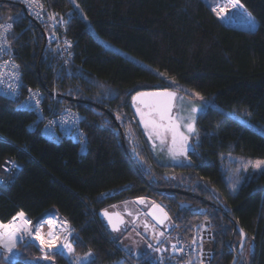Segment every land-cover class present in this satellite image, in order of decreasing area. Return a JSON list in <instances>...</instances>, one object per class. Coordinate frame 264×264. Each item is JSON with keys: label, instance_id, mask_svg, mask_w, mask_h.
<instances>
[{"label": "trees", "instance_id": "1", "mask_svg": "<svg viewBox=\"0 0 264 264\" xmlns=\"http://www.w3.org/2000/svg\"><path fill=\"white\" fill-rule=\"evenodd\" d=\"M48 1L58 12L74 11L68 25L74 56L58 71L57 86L63 103L80 113L88 143L81 152L72 140L45 138L32 126V112L0 96V222L11 223L23 212L32 226L56 211L78 233L68 242L72 253L63 249L46 254L53 264H71V258L88 251L92 258L86 264H111L128 253L118 247L98 213L137 200L140 217L144 203L155 202L166 209L176 236L188 239L195 226L208 223L214 240L211 264H231L239 248L242 236L230 218L246 236L236 264H243L246 250L249 264H264V170L253 172L230 190L222 169V156L230 152L264 158V134L221 110L246 112L250 122L264 124V0H240L259 21L254 29L227 26L204 0ZM10 20L11 53L25 83L42 90L46 105L56 77V55L47 45L41 52L43 32L21 4L0 1V22ZM98 38L163 76L105 47ZM173 81L217 104L197 118L191 147L195 151L187 155L185 165L155 161L137 121L129 122L136 119L130 105L133 93L171 89ZM103 85L114 96L96 95ZM69 96L79 101H68ZM109 112L124 135L128 124H134L141 156L130 153L132 160L127 156ZM5 158L15 164L10 171L2 170ZM144 162L150 167L145 168ZM177 177L181 184L175 182ZM175 188L189 193L173 192ZM16 249L18 259L11 264H30L44 255L27 239L19 241ZM148 253L128 256L152 264L154 253ZM0 261L8 264L3 258Z\"/></svg>", "mask_w": 264, "mask_h": 264}, {"label": "built area", "instance_id": "2", "mask_svg": "<svg viewBox=\"0 0 264 264\" xmlns=\"http://www.w3.org/2000/svg\"><path fill=\"white\" fill-rule=\"evenodd\" d=\"M0 1H12L26 8L31 19H35L45 30L46 45L54 52L58 63L53 88L49 94L50 100L45 105L46 98H44L42 90L37 87H30L21 76L19 65H17L14 55L11 53V43L9 41L11 28L7 30L0 28V96L14 102L16 108L32 112L35 115V122L32 126L34 128L38 127L39 132L45 138L55 141H59L61 138L72 140L79 144V149L83 152L88 141L87 132L81 126V115L77 110L63 103V95L59 92V86H57L58 71L67 66L68 61L74 56L72 50L74 40L68 35V25L72 20L71 17L74 11L69 9L63 13L58 12L51 7L48 0H34L31 4L26 3L25 0ZM9 24L12 27L11 20L0 22V25L3 26ZM132 122L135 123L136 119H132ZM1 167L4 171H10L15 167V164L10 158H5ZM37 226L40 227V234L45 239L48 238L50 229L54 231L61 245L65 243V238L69 242L78 233L56 211L48 212L32 224L33 238H27L38 247H40V242L34 240ZM156 240L152 264H211L214 240L212 231L205 221L195 226L193 235L188 239L182 238L180 235L176 236L174 229L170 228L162 237H158ZM173 245H176V249H173ZM156 249H160V251ZM55 250L57 249L48 251ZM91 258L92 256L89 260ZM88 261L81 263L86 264ZM111 264L140 263L131 260L128 254L122 253L119 260Z\"/></svg>", "mask_w": 264, "mask_h": 264}, {"label": "rangeland", "instance_id": "3", "mask_svg": "<svg viewBox=\"0 0 264 264\" xmlns=\"http://www.w3.org/2000/svg\"><path fill=\"white\" fill-rule=\"evenodd\" d=\"M73 1V0H72ZM206 1L209 6L213 9L214 7L224 6L227 4V0H204ZM241 2V1H240ZM243 5V4H242ZM228 11L223 14V16H220L219 19L222 21V23H225L227 26L231 27H241V28H252V24L250 23L248 17L250 15H247V11L239 4L238 7L232 8L231 5H227ZM228 16L229 20L225 17ZM82 17H84L88 28L96 35L94 28L90 25L87 17L82 14ZM252 18V17H251ZM233 19V20H232ZM253 20V19H252ZM100 39V42L103 43V45L109 49H114L119 51L122 55H125L131 60H134L135 62H138L140 65L145 67L146 69H150L151 71L160 74L163 76V74L154 68H152L148 63H145L143 60H140L136 56L134 57L130 53L123 51L119 48H117L113 43L107 41L103 38ZM172 88L178 92V96L175 101V114L177 115V123L181 125L180 131L183 132L185 135L189 137L188 144L192 146V142L194 141L196 134H197V125L196 120L199 117V115L205 110V108L209 106L216 107L217 104L213 102L212 100H209L207 98H203L202 100L195 96V91H192L188 87L184 85H180L173 81ZM114 92L113 90L109 89L107 86H102L100 91L97 92L96 95L98 96H108L112 97ZM193 107H196L198 109L197 112L193 113L191 109ZM222 112L226 116H230L239 122H242L249 127H253L255 130H257L259 133L264 134V124L257 125L255 123H252L247 118L246 112H233L230 110L221 109ZM182 118V119H181ZM192 118H194V126L196 128V134H189L187 132V129L184 127L185 124L191 123ZM137 121V118H136ZM130 123H132V120H129ZM134 124H128L127 133L124 135V138L127 139V143L125 140V146H129L128 150L130 153L135 154L136 156H141L139 150L140 146V139L134 134L133 129L131 128ZM152 141L156 140L152 138V140L147 142V147L149 150H151L153 158L155 161H158L160 164H183L189 163V159L187 155L192 151V148L189 149L187 155H177L173 157L172 153L169 151V149L172 147L168 146L167 144H153ZM134 156V155H133ZM223 163H222V169L224 173V178L228 184L229 189H236L240 184H242L243 181H245L247 178H249L253 172H261L264 170V165H262L260 168L254 167L255 162L257 160L264 161V158L261 157H248L244 155H237L233 153L224 154L223 156ZM145 163V162H144ZM150 167V165H147L145 163V168ZM181 178L177 177L175 182L177 184H181ZM152 203V202H151ZM141 208L140 203L137 202V200L130 201V202H123L119 205H111L109 208L117 209L121 211L124 215L125 223L123 226H121L120 231L113 232L112 237L116 241L118 247L122 249L124 252H127L130 255L140 256L145 251L149 252L148 254L153 255L154 248L152 244V239L155 238V240L158 237H162L160 233L165 232L162 228L158 227L157 224L153 223V221L145 216L141 215L139 217L138 215V208ZM0 224H3L0 222ZM10 224V223H9ZM3 225H8L3 224ZM152 231V232H151ZM151 233L153 238L151 237ZM150 236V240H149ZM24 239H29L28 236H25ZM27 239V240H28ZM151 246V247H149ZM41 248V247H39ZM43 257L42 259H32L30 261V264H53L50 260V257L45 259V255L49 253L50 251H47L45 253L40 249ZM18 250L15 248L14 252L12 254L7 253L2 247H0V259L3 258L5 262L10 263L9 257H11V262L18 259ZM81 256L77 254L73 259L71 258V264H82L81 261H79V258ZM83 257V256H82ZM243 264H249V253L248 250H246L245 255H243ZM0 264L1 263L0 261Z\"/></svg>", "mask_w": 264, "mask_h": 264}, {"label": "snow or ice", "instance_id": "4", "mask_svg": "<svg viewBox=\"0 0 264 264\" xmlns=\"http://www.w3.org/2000/svg\"><path fill=\"white\" fill-rule=\"evenodd\" d=\"M26 3H32L34 0H25ZM227 5H231L232 8H236L239 6V0H227V4L224 6L214 7L212 10L216 13L218 17L223 16L224 13L228 11ZM42 7V5H41ZM250 23L254 26L255 21L252 20V18L248 17ZM0 28H5V30L10 29L11 25L3 26L0 25ZM18 67V66H16ZM195 96L199 97L201 100L203 99L200 94L194 93ZM176 94L167 90L164 91H158V92H140L137 93L136 96L133 97V101L141 103L144 105L145 108L148 109V111H142L141 108H137V113L141 117V121L144 123L145 129H151L149 132V138L152 139L153 135L156 138H159L161 141V144H164V135L161 130L164 132H171L172 135V147L169 149V151L172 153L173 157L177 155H187L189 149L192 147L188 144L189 137L185 135L183 132L180 131L181 125L177 123L176 120H174L169 113L172 110L173 104L172 101L175 98ZM147 98V99H146ZM38 103V102H37ZM193 113L197 112L198 109L196 107H193L191 109ZM154 115L159 116V120L163 121L165 119L168 120V124H162L159 123L155 118ZM119 118V117H118ZM182 119V118H181ZM184 127L187 129V132L189 134H196V128L194 126V118H192V122L185 124ZM193 151H195L194 148H192ZM262 165H264V161L257 160L255 162L254 167L260 168ZM159 207V206H156ZM161 212L163 210L161 209ZM105 216H108V213L104 212ZM164 217L167 218V214L164 213ZM17 219L21 221L19 225L16 224ZM122 223L123 221H119ZM163 223V220L160 221ZM31 221L27 220L25 218V215L23 212H20L17 214L16 217H13L12 222L9 225H3L0 224V247H2L7 253L12 254L14 252V249L17 246V243L19 241H23L25 236H28L29 238H33V229L31 227ZM109 223L112 224V230L118 231V224L113 223L111 219H109ZM243 230H241L242 232ZM162 236L163 233H160ZM34 240H38L40 242L41 250L47 253L48 250L52 249H67L68 253H72L74 249L72 248V245L67 242V238H65V243L62 245L59 244V238L56 237L54 231L51 229L48 232V238L45 239L40 234V227L37 226L35 228V235ZM151 247V246H149ZM173 249H176V245L172 246ZM157 251H160V249H156ZM92 256L91 251L87 254H85L83 257L79 258V261H88L89 258ZM47 255H45V259H47ZM9 261L11 264V257H9Z\"/></svg>", "mask_w": 264, "mask_h": 264}, {"label": "water", "instance_id": "5", "mask_svg": "<svg viewBox=\"0 0 264 264\" xmlns=\"http://www.w3.org/2000/svg\"><path fill=\"white\" fill-rule=\"evenodd\" d=\"M21 7H22V9H24L25 14L28 15V13L26 11V8H24L23 5H21ZM34 21L40 26V24L35 19H34ZM40 28H41V30L43 32V41H44V44H43L42 51H41V52H43V50L45 49V46H46V41H45V39H46V32H45V30L41 26H40ZM164 90H167V91H170V92H173V93L176 94L175 98L172 101L173 107H172V110L169 113V115L174 120L177 121V115L175 114V110H174L175 109V104H176L175 101H176V98L178 96V92L176 90H174V89H166V88L139 90L136 93H133V95L131 96V98H130V105H131L132 113H133L134 117L137 118V124L142 129V131L145 130V126H144V123L141 121L140 115L137 113V108L139 107V108H141L142 111H145V112L148 111V109L145 108L144 105H142L141 103H139V101L134 102L133 101V97L136 96L137 93H140V92H158V91H164ZM66 99L68 101H70V100L71 101H79L78 99L73 98V97H70V96L69 97H66ZM109 115L113 118V121L115 122V124H117V126H118V128L120 130V133H121V140H122V143H123V146H124V150L126 151L127 156H129L131 158V154H130L129 151H127V148L125 146V139H124V131H123V128L121 127L118 119L116 117H114L112 115V113L109 112ZM154 118L159 123H162V124H165V125H167L169 123L167 119H165L163 121H160L158 115H154ZM145 135H147L146 132H145ZM147 138H148V136H147ZM149 140L151 141L152 139L149 138ZM152 143H153V141H152ZM131 160H132V158H131ZM134 165H135V163H134ZM135 167H136V170L138 171V173H140V175H142L144 177L143 173H141V171H139V169H138V167L136 165H135ZM172 191L173 192H175V191L182 192V193H185V194L186 193H189L187 191L184 192L183 190H180L178 188H175ZM190 194H192L194 197L197 196V195H195L193 193H190ZM142 199H138V201L139 202H142ZM204 201L207 202V203H211L215 207H217V205L215 203H213L212 201H207V200H204ZM156 206H159V207H156ZM144 207H145V209L142 210L143 215L149 217L153 221V223H156L157 225L161 226L165 230H169L170 229L169 227H170V224H171V219H170V216L168 215L166 209L163 206H161L158 203L153 202V203H144ZM161 209L163 210V212H161ZM105 211L108 213V216H105L104 215V212ZM164 213L167 214V218L164 217ZM224 214H226V212H224ZM99 217H100V219H102L104 221V223L107 226L108 230H111V231H113V230H112V224L109 223V219H111L113 223H117L118 224V228H119L118 231H120L121 226H123V224L125 223V220H126L124 218L123 213L121 211H119V210H112V209H109V208H106V209L101 210L99 212ZM121 220L123 221L122 223L119 222ZM161 220H163V223L160 222ZM230 220L232 222H234L235 228H237L238 232L240 233V236H242L241 242H240V244L238 246L239 248L237 249V251H235L234 258H233L234 260L231 263V264H236L237 261H238L239 255L243 252V250L245 248L244 246H245L246 236H245V233L243 231L241 232L242 229L235 223V221H233L231 218H230ZM118 231H113V232H118ZM233 234H234V232H233ZM151 237L153 238L152 233H151ZM152 240H153L152 241V244H155L157 242V240H155V238H153ZM232 243H233V239L229 243V247L230 248H232Z\"/></svg>", "mask_w": 264, "mask_h": 264}, {"label": "flooded vegetation", "instance_id": "6", "mask_svg": "<svg viewBox=\"0 0 264 264\" xmlns=\"http://www.w3.org/2000/svg\"><path fill=\"white\" fill-rule=\"evenodd\" d=\"M151 131V129H148V130H143V134H144V137L148 140H149V132ZM163 132V135H164V144H167L168 146H171L172 145V135H171V132H164L163 130H161ZM145 132L147 133V135H145ZM148 136V138H147ZM153 138L156 140L153 141V144H157V143H160L161 144V141L159 138H156L154 135H153ZM156 224V223H155ZM158 227L162 228L161 226L157 225ZM163 230H165L164 228H162ZM166 231L168 230H165L164 233H166ZM153 241V240H152Z\"/></svg>", "mask_w": 264, "mask_h": 264}, {"label": "crops", "instance_id": "7", "mask_svg": "<svg viewBox=\"0 0 264 264\" xmlns=\"http://www.w3.org/2000/svg\"><path fill=\"white\" fill-rule=\"evenodd\" d=\"M239 4L241 5V6H243L242 5V3L240 2V0H239ZM243 8L245 9V7L243 6ZM246 11H247V15H250V17H252V19L255 21V24H254V26L252 25V28H248V29H254V28H256V27H258V24H259V21H257L256 19H255V17L247 10V9H245ZM226 19H228L229 20V17L228 16H226L225 17ZM233 20V19H232ZM112 210H117V209H112ZM8 225H9V223H8ZM151 245H153V247L155 246V244H151Z\"/></svg>", "mask_w": 264, "mask_h": 264}, {"label": "bare ground", "instance_id": "8", "mask_svg": "<svg viewBox=\"0 0 264 264\" xmlns=\"http://www.w3.org/2000/svg\"><path fill=\"white\" fill-rule=\"evenodd\" d=\"M3 170V169H2ZM99 214V213H98Z\"/></svg>", "mask_w": 264, "mask_h": 264}]
</instances>
